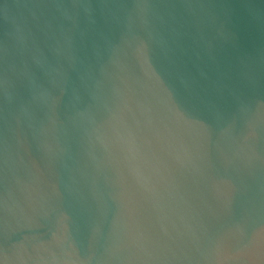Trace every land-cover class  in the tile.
Returning a JSON list of instances; mask_svg holds the SVG:
<instances>
[{"label":"water","instance_id":"obj_1","mask_svg":"<svg viewBox=\"0 0 264 264\" xmlns=\"http://www.w3.org/2000/svg\"><path fill=\"white\" fill-rule=\"evenodd\" d=\"M0 264H264V0H0Z\"/></svg>","mask_w":264,"mask_h":264}]
</instances>
